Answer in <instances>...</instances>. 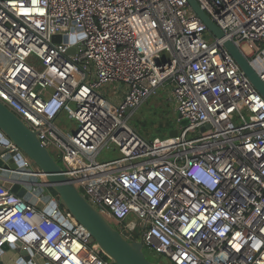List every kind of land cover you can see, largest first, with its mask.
<instances>
[{
	"label": "built area",
	"instance_id": "obj_1",
	"mask_svg": "<svg viewBox=\"0 0 264 264\" xmlns=\"http://www.w3.org/2000/svg\"><path fill=\"white\" fill-rule=\"evenodd\" d=\"M196 1L223 39L187 0H0V102L129 240L170 264H264V99L223 47L264 83V0ZM159 90L179 127L147 141L130 120ZM17 243L27 264H112L55 194L37 208L0 185V247Z\"/></svg>",
	"mask_w": 264,
	"mask_h": 264
},
{
	"label": "water",
	"instance_id": "obj_2",
	"mask_svg": "<svg viewBox=\"0 0 264 264\" xmlns=\"http://www.w3.org/2000/svg\"><path fill=\"white\" fill-rule=\"evenodd\" d=\"M187 3L212 36L217 39L224 38V33L211 21L196 0H187ZM55 39L60 41L59 37ZM62 40L64 43L67 41L66 37ZM223 47L264 99V83L251 68L246 57L231 40H225ZM69 52L73 53L74 50L70 49ZM180 124L185 126L187 121L183 120ZM175 135L176 130L174 129L168 133L169 137ZM9 141L21 153L8 152L5 146ZM1 155L0 185L2 187L9 189L10 192L37 208H42L44 203L50 199L51 194H55L61 205L88 231L91 242L98 244L112 264H156L146 257L140 241L129 240L125 233H121L86 200L64 174L48 149L41 145L36 133L0 102ZM24 157L28 158L34 168L44 175V181L29 175L33 169L23 167ZM39 197L42 199L39 200ZM13 256H15L14 260ZM30 256L31 252L21 248L19 243L5 244L0 247V264H27ZM34 261L36 264H46L39 257H35Z\"/></svg>",
	"mask_w": 264,
	"mask_h": 264
},
{
	"label": "rangeland",
	"instance_id": "obj_3",
	"mask_svg": "<svg viewBox=\"0 0 264 264\" xmlns=\"http://www.w3.org/2000/svg\"><path fill=\"white\" fill-rule=\"evenodd\" d=\"M243 52L248 56L250 54L249 49L247 46H242ZM31 64L35 66L37 69H40V61L36 58L31 60ZM115 87L114 86H105L102 88L101 92L107 98H113L115 95ZM120 90V89H119ZM118 96L115 97H122V93L118 91ZM131 126L147 141H152L155 138H164L168 136V133L171 130H175L179 127L177 123V114L175 113L174 106L171 102L167 99V94L162 90H159L157 95L151 97L145 104L140 106L136 112L134 113L133 117L130 120ZM57 125L63 128L65 131L73 132L77 126L75 120H69L66 116L61 117L57 121ZM55 153L52 151V155ZM119 153L114 151L112 148L108 150H104L98 157L97 161L102 162H109L118 159ZM58 164L62 166V163L59 159ZM108 221L114 226L117 227L114 221L109 217ZM131 217L130 219H132ZM127 222V221H125ZM134 237L136 240H140V226L137 225L134 231ZM144 254L148 259L156 264H170L169 261L163 255L155 254L147 250V248H143ZM106 259L111 261L107 256Z\"/></svg>",
	"mask_w": 264,
	"mask_h": 264
},
{
	"label": "crops",
	"instance_id": "obj_4",
	"mask_svg": "<svg viewBox=\"0 0 264 264\" xmlns=\"http://www.w3.org/2000/svg\"><path fill=\"white\" fill-rule=\"evenodd\" d=\"M15 256H13V258H14Z\"/></svg>",
	"mask_w": 264,
	"mask_h": 264
},
{
	"label": "trees",
	"instance_id": "obj_5",
	"mask_svg": "<svg viewBox=\"0 0 264 264\" xmlns=\"http://www.w3.org/2000/svg\"><path fill=\"white\" fill-rule=\"evenodd\" d=\"M57 162H58V160H57Z\"/></svg>",
	"mask_w": 264,
	"mask_h": 264
}]
</instances>
